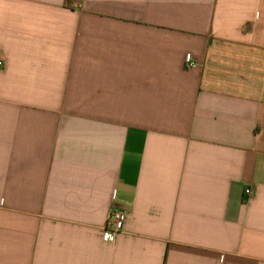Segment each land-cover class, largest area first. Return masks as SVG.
Listing matches in <instances>:
<instances>
[{"label": "crops", "instance_id": "1", "mask_svg": "<svg viewBox=\"0 0 264 264\" xmlns=\"http://www.w3.org/2000/svg\"><path fill=\"white\" fill-rule=\"evenodd\" d=\"M0 61V264H264V0H0Z\"/></svg>", "mask_w": 264, "mask_h": 264}, {"label": "built area", "instance_id": "2", "mask_svg": "<svg viewBox=\"0 0 264 264\" xmlns=\"http://www.w3.org/2000/svg\"><path fill=\"white\" fill-rule=\"evenodd\" d=\"M186 61L187 62L190 61L189 56L186 57ZM1 66H2V61H0V67ZM244 194L247 196L250 195L251 194L250 188L244 189ZM125 219H126V214L121 210L110 212L107 218L106 226L103 231V235H102L103 239L109 241L114 237L115 234L121 232L123 229Z\"/></svg>", "mask_w": 264, "mask_h": 264}]
</instances>
